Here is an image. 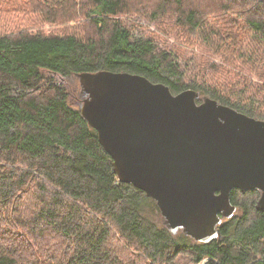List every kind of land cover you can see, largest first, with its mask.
<instances>
[{"label": "trees", "instance_id": "obj_1", "mask_svg": "<svg viewBox=\"0 0 264 264\" xmlns=\"http://www.w3.org/2000/svg\"><path fill=\"white\" fill-rule=\"evenodd\" d=\"M28 1L0 0V264H264L259 191L232 190L237 211L219 226L220 239L174 235L156 201L119 181L113 158L76 104L77 74L127 72L175 95L195 90L264 121L255 103L241 99L252 95L248 88L188 82L171 50L135 37L121 20L139 0H43L37 6L42 22L70 27L73 16L85 17L88 33L18 29L25 16L10 13L30 10ZM209 3L158 0L152 13L174 11L175 37L217 57L232 37L242 52L223 51L220 58L264 81V0H221L205 8ZM208 70L213 73L202 71Z\"/></svg>", "mask_w": 264, "mask_h": 264}, {"label": "water", "instance_id": "obj_2", "mask_svg": "<svg viewBox=\"0 0 264 264\" xmlns=\"http://www.w3.org/2000/svg\"><path fill=\"white\" fill-rule=\"evenodd\" d=\"M77 105L113 158L120 182L156 201L164 225L197 242L220 239L237 211L231 192L257 190L264 211V121L127 72L77 74Z\"/></svg>", "mask_w": 264, "mask_h": 264}, {"label": "rangeland", "instance_id": "obj_3", "mask_svg": "<svg viewBox=\"0 0 264 264\" xmlns=\"http://www.w3.org/2000/svg\"><path fill=\"white\" fill-rule=\"evenodd\" d=\"M69 1L71 2L72 0ZM157 1L158 0L134 1L131 6L133 9L121 16V20L131 30L133 35L138 38H152L161 49L171 50L177 56L182 68L186 71L187 81L190 83H194L195 80H199L208 84H223L225 87H229L231 85L236 88L234 91L240 90L242 87H247L248 93L252 95H246L241 97V99L246 104L255 103V108L264 114V81H261L256 74L249 73V75H247L238 70H231L228 66H226L225 63L227 62L220 58L223 51H227L230 55L232 53L238 55L242 52L240 49L237 51L238 46H234L235 41H233V38L229 37L223 41L221 45L225 47L221 50V52H218L219 57L208 53L206 50L199 47L197 43L196 45H189L180 40L178 37H175L177 36L175 33L178 30L176 29L178 24H176L177 21L174 11L160 16L152 13L153 4ZM188 1L195 2V4L200 7H204L206 5V1H209L210 3L207 7H205L209 8L219 3L221 0H187V2ZM28 2L31 3L30 10H17L10 13V15L13 16H25L24 19L22 17L20 22H18V29L28 28V30L33 32L41 31L43 33H61L64 30L72 31L74 29L88 33V30L90 29L87 19L80 15L73 16V20H75L74 26L70 27L51 24L47 21L42 22L43 20L38 16L37 6H41L43 0H30ZM78 20L80 21L77 22ZM11 22L15 23H9V28L16 25L15 20ZM239 36L241 37V34H239ZM204 67H209L213 73H209L208 70L206 74H204L202 71ZM73 86H76V84L74 83ZM219 88L223 89L221 86ZM224 96L232 97V95ZM203 97L205 96H200L198 104L203 102ZM248 99L251 100L249 101Z\"/></svg>", "mask_w": 264, "mask_h": 264}]
</instances>
